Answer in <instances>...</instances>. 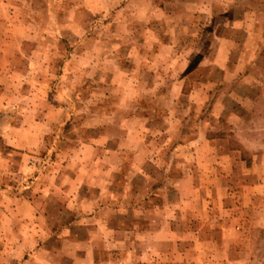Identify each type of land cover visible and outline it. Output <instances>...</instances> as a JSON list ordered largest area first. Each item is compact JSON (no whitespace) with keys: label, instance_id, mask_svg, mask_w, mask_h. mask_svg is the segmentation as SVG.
<instances>
[{"label":"rangeland","instance_id":"rangeland-1","mask_svg":"<svg viewBox=\"0 0 264 264\" xmlns=\"http://www.w3.org/2000/svg\"><path fill=\"white\" fill-rule=\"evenodd\" d=\"M0 264H264V0H0Z\"/></svg>","mask_w":264,"mask_h":264}]
</instances>
